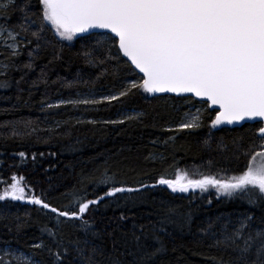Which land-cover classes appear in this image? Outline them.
I'll list each match as a JSON object with an SVG mask.
<instances>
[{
	"label": "snow or ice",
	"instance_id": "obj_1",
	"mask_svg": "<svg viewBox=\"0 0 264 264\" xmlns=\"http://www.w3.org/2000/svg\"><path fill=\"white\" fill-rule=\"evenodd\" d=\"M13 11L18 15L16 22L10 23ZM0 19V56L6 61L0 62V75L5 76L0 88L11 86L10 71L22 73L17 86L23 82L49 47L54 51L48 63L61 59L64 42L80 43L78 55L84 64L99 70L94 80H85L79 73L76 80H63L61 86L65 88L80 84L94 87L105 76L117 75L109 72L113 61L127 58L131 75L118 92L97 99L90 87L87 94L77 91L75 99L47 103V109L111 104L140 90L153 95L173 93L189 101L199 98L214 113L210 132L221 125L258 121L251 130L250 142L240 151L246 160L244 168L226 178H220L218 173L189 175L188 171H181L173 179L161 174L155 184L125 187L117 186L105 174L99 183L111 187L95 199L80 197L74 210L47 203L23 176L0 180L6 185L0 192V202L27 201L51 214V226L42 225L40 236L27 250L12 248L5 241L7 246L0 248V264H156V257L164 249L160 234H169V225L190 229L192 211H181L161 201L154 221L149 213L148 224L133 223L131 239L121 244L123 260L117 255L115 242L109 255L90 239L98 233L90 218L85 217L98 211L106 198H115L111 203L120 206L119 201L129 197L118 194L140 193L157 186H166L173 193H207L213 189L216 199L222 196L246 203L249 209H259V216L250 210L220 214L202 221L198 227L201 237L209 241L208 247L219 253L208 257L210 264H264V0H6L0 3ZM25 54L28 60L18 64ZM47 67L41 68L39 79L31 82L33 88L48 83ZM135 118L128 114L125 119L103 123L124 124ZM31 123L25 122V130ZM202 124V110H190L176 130L197 129ZM12 134L18 133L14 130ZM241 148L243 145L238 144V151ZM19 156L23 158L25 153ZM103 206L110 204L105 202ZM0 218L9 219L7 215ZM119 219L123 222L127 217L121 214ZM16 221L15 232L19 236L28 221H20L19 217ZM69 222L83 233V238L65 235ZM153 241L160 247H155Z\"/></svg>",
	"mask_w": 264,
	"mask_h": 264
},
{
	"label": "trees",
	"instance_id": "obj_2",
	"mask_svg": "<svg viewBox=\"0 0 264 264\" xmlns=\"http://www.w3.org/2000/svg\"><path fill=\"white\" fill-rule=\"evenodd\" d=\"M4 2L6 0H0V3ZM17 15L11 12L10 23L16 22ZM0 22H3L2 19ZM48 36L51 38L52 33ZM64 43L66 46L61 59L49 64L54 51L49 47L36 61L35 71L30 72L23 82L17 86L16 81L22 73L10 71L8 81L11 86L0 88V180H9L12 175L23 176L35 194L47 203L62 210H74L80 197L95 199L111 187V184L99 183L105 174L112 177L117 186L138 187L140 183L155 184L161 174L173 179L179 172L188 171L189 175L193 172L218 173L220 178H226L239 174L244 168L246 160L240 151L250 142L255 124L233 129L221 125L210 132L214 113L208 105L194 99L153 97L136 90L135 94L111 104L105 102L87 107L68 105L47 109V103L75 99L77 91L87 94L91 87L80 84L69 89L61 86L63 80H76L78 73L85 80H94L99 71L84 64L78 55L80 43L73 41L71 46H67L68 42ZM27 60L25 54L17 63ZM0 62H6L3 56H0ZM45 65H48L45 69L48 83H40L33 88L31 82L39 79L40 69ZM109 72L117 75L109 74L91 87L97 99L109 92H118L124 80L131 75L123 57L118 63H111ZM135 78L138 80L139 76ZM3 80L5 76L0 75V81ZM196 109L202 110V126L177 131L185 114L190 110L194 113ZM128 114L136 118L126 120L124 124L103 123L125 119ZM28 121L32 123L25 130V122ZM14 130L17 135L12 134ZM238 144L243 145L239 151ZM21 152L25 153V157L19 156ZM4 187L5 184H0V192ZM118 195L129 199H121L120 206H117L111 203L115 198H106L98 211L85 217L90 218L98 233L90 239L109 255L113 252L114 242L117 255L123 252L121 244L131 239L133 223L148 224L149 213L153 214V221L156 219L161 201L181 211L193 212L190 229L181 230L169 225V234H160L164 249L156 257V264H210L208 257L219 253L210 249L209 241L201 237L198 226L202 221L245 210L260 215L259 209H249L246 203L224 197L216 199L213 191L181 195L165 186H157L140 193ZM208 199L212 200L211 204L207 203ZM105 202L110 206L105 208ZM121 214L127 217L123 222L119 219ZM4 215L9 219L0 218V248L6 247L7 241L12 248L27 250L35 237L40 236L41 226H51V214L27 201L0 202V217ZM16 217L20 221H28L19 236L15 232ZM72 223L65 226V235L73 239L77 236L83 238L82 232L71 227ZM153 244L160 247L158 242L153 241ZM120 259H124L123 255Z\"/></svg>",
	"mask_w": 264,
	"mask_h": 264
},
{
	"label": "water",
	"instance_id": "obj_3",
	"mask_svg": "<svg viewBox=\"0 0 264 264\" xmlns=\"http://www.w3.org/2000/svg\"><path fill=\"white\" fill-rule=\"evenodd\" d=\"M81 35H84V34H81ZM124 59L127 61V58H124ZM151 95L153 97H166V96H169V97L181 98V97H179V96H177L176 94H173V93H160V94H155V95L151 94ZM188 95H190V94H185V96H188ZM194 100L197 101V102H200L199 98H194ZM200 103H202V102H200ZM256 123H258V121H242V122H240L239 124H236V125H223V126L233 129V128H241V127H243L246 124H256Z\"/></svg>",
	"mask_w": 264,
	"mask_h": 264
},
{
	"label": "rangeland",
	"instance_id": "obj_4",
	"mask_svg": "<svg viewBox=\"0 0 264 264\" xmlns=\"http://www.w3.org/2000/svg\"><path fill=\"white\" fill-rule=\"evenodd\" d=\"M68 43H71V42H68ZM166 187V186H165ZM170 190V189H169ZM171 191V190H170ZM211 191H213V192H215V190H213V189H210L209 190V192H211ZM195 192H199L198 190L197 191H195ZM209 192H207V193H209ZM190 193H193L192 191H190V192H188V193H179V192H176V194H181V195H189ZM200 193V192H199ZM222 197V196H221Z\"/></svg>",
	"mask_w": 264,
	"mask_h": 264
}]
</instances>
